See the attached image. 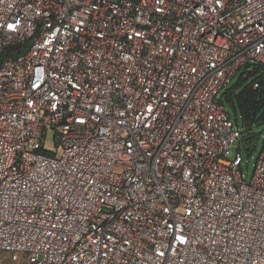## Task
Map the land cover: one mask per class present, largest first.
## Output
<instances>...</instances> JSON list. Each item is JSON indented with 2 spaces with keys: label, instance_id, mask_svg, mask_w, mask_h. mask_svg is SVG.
Masks as SVG:
<instances>
[{
  "label": "built area",
  "instance_id": "built-area-1",
  "mask_svg": "<svg viewBox=\"0 0 264 264\" xmlns=\"http://www.w3.org/2000/svg\"><path fill=\"white\" fill-rule=\"evenodd\" d=\"M23 41L0 63V252L264 264V149L245 181L218 100L264 65V0H0V55Z\"/></svg>",
  "mask_w": 264,
  "mask_h": 264
},
{
  "label": "trees",
  "instance_id": "trees-1",
  "mask_svg": "<svg viewBox=\"0 0 264 264\" xmlns=\"http://www.w3.org/2000/svg\"><path fill=\"white\" fill-rule=\"evenodd\" d=\"M31 43L23 41L10 45L1 53L0 63L27 53ZM224 98L235 112L237 123L241 120L240 150L242 147H256L261 136L258 129L264 125V65L244 68L240 78Z\"/></svg>",
  "mask_w": 264,
  "mask_h": 264
},
{
  "label": "rangeland",
  "instance_id": "rangeland-1",
  "mask_svg": "<svg viewBox=\"0 0 264 264\" xmlns=\"http://www.w3.org/2000/svg\"><path fill=\"white\" fill-rule=\"evenodd\" d=\"M242 73H243V69L237 74L236 77H234L224 87V89L220 92L218 100L222 99L225 102L224 97H225L226 92L234 87V85L236 84V82L238 81ZM225 105L228 109L229 115L231 116V120L235 125V129L237 128V126H239V128L241 129V120H239V122L237 123L235 112L229 107L227 102H225ZM258 131L260 132L261 136H260V140L256 147H250V148L242 147V149L240 150L241 146H240L239 141H234L232 143V153L234 155H236L239 152L241 153L242 174L244 176V180L247 182H249L252 179L254 175V171H255V166L264 149V125L261 126L258 129ZM54 147H55L54 131L50 129L48 132L46 142H45V150L51 152L53 151ZM0 264H14V262L12 261L11 256L8 253L0 252Z\"/></svg>",
  "mask_w": 264,
  "mask_h": 264
}]
</instances>
